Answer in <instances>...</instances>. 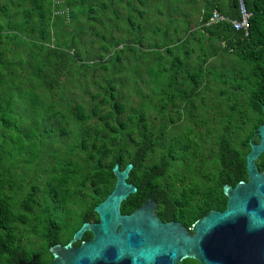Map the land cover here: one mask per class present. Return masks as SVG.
Segmentation results:
<instances>
[{
  "label": "trees",
  "instance_id": "trees-1",
  "mask_svg": "<svg viewBox=\"0 0 264 264\" xmlns=\"http://www.w3.org/2000/svg\"><path fill=\"white\" fill-rule=\"evenodd\" d=\"M244 2L248 35L228 19L241 17L240 0H0V264L23 236L49 251L99 221L116 164L133 163L128 181L138 187L123 213L151 198L162 219L190 228L226 208L224 185L246 177L245 121L257 126L264 115V0ZM215 11L227 19L207 25ZM88 78L97 92L87 104L66 102L67 113L36 92L64 94L76 83L88 94ZM127 82L138 106L124 96ZM18 87L42 116L29 131ZM65 135L73 139L63 147ZM21 157L36 165L32 175Z\"/></svg>",
  "mask_w": 264,
  "mask_h": 264
},
{
  "label": "water",
  "instance_id": "water-1",
  "mask_svg": "<svg viewBox=\"0 0 264 264\" xmlns=\"http://www.w3.org/2000/svg\"><path fill=\"white\" fill-rule=\"evenodd\" d=\"M260 143L247 155L249 180L224 185V210L213 209L190 228L180 221H163L149 198L131 213L122 203L138 187L129 182L133 169L116 164L112 192L96 207L99 221H86L65 245L50 247V264H179L192 258L200 264H264V172L255 163L264 152V123L258 127ZM92 232L79 247L73 244Z\"/></svg>",
  "mask_w": 264,
  "mask_h": 264
},
{
  "label": "rangeland",
  "instance_id": "rangeland-1",
  "mask_svg": "<svg viewBox=\"0 0 264 264\" xmlns=\"http://www.w3.org/2000/svg\"><path fill=\"white\" fill-rule=\"evenodd\" d=\"M9 45L13 48L15 47L14 42L9 43ZM95 45L96 44H94L92 47L95 48ZM10 55H14V53H11ZM28 67H27V69H28ZM27 69L22 70V73L27 74V71H26ZM100 72L101 71H98L96 73V75H95L96 78L100 77ZM105 72H106V74L109 73L107 71H105ZM76 77L77 76L75 75L74 78H76ZM144 78H146V80H147L149 78V75L147 73H144ZM83 80H84V78H83ZM70 85H71V87L75 88V90L73 91L71 88H65L64 94H61L57 88H55L53 90V94H51V93L46 94L45 89L40 88V86H38V88H36V92L39 93L38 95L40 96V102L43 106L49 105L52 101H58V105H56V108L63 109L65 113H67L68 109L70 108V105L66 102L69 101V102H73V104H76L78 102L84 101L87 104L88 102L91 101V92H97V89L93 85H91V79H89V78L87 79V87H88V91H89L88 94L83 91L84 88L82 86H77L76 83H71ZM133 85H135L134 82H131V83L127 82L125 88L123 89L124 96L128 97L129 104L132 107L138 106L141 102L140 96H139V94H137ZM137 85L142 87L143 92H149L151 90L150 86L145 81L138 82ZM83 86H86V85L83 83ZM23 90H24L23 88H21V90H20V88L18 87L17 89H15L14 94H16L15 98L18 101V103L16 105L18 112H20L24 115V116H22V118H20V122H22V120L24 119L23 120L24 123H21V129L23 131H29V129L32 126L37 124V123H34L33 118L36 117L38 122L41 123L42 122V116L35 113L33 108L29 106V104H32V103H37L36 105L38 106V101L37 102L32 101V98H34V96H33L34 94L28 95L26 97L21 96L22 94H19V91L23 92ZM13 91H14V87H13ZM145 99L149 100L148 97H146ZM38 110H40V108ZM60 124H61V127H59V129H61L62 126H66L68 129H72L73 125H74L73 122H70V124H68L67 122H61V121H60ZM63 138H65L64 141L61 143V145H63V147L65 146V143L67 141L73 139V138L68 139L67 135L63 136ZM36 140L37 139L34 138V141H36ZM58 145H60V144H57L55 147H57ZM24 166H25V162L21 157L20 163H19V168L23 169L24 172L28 173L29 175H32L33 174L32 171L37 169L36 165H33V164H32V167H30V168L24 167Z\"/></svg>",
  "mask_w": 264,
  "mask_h": 264
},
{
  "label": "flooded vegetation",
  "instance_id": "flooded-vegetation-1",
  "mask_svg": "<svg viewBox=\"0 0 264 264\" xmlns=\"http://www.w3.org/2000/svg\"><path fill=\"white\" fill-rule=\"evenodd\" d=\"M263 123H264V115L257 126H253L250 122L245 121V172H246V177L245 179H243L245 181L249 180V174L247 171V155L252 149V144L260 143V135L258 134V127ZM255 163L257 165L258 170L260 172H264V152H261L260 155L257 158H255ZM231 185L235 186L236 184L235 185L231 184ZM148 199L149 198H147V200ZM147 200H145L140 206H138L134 210L140 208ZM157 209H158V205L155 209V212L158 215ZM162 220L163 221H178L175 219H171V220L162 219ZM92 222H97V221H92ZM88 234H91V236L89 238H86V235ZM92 236H93L92 232L90 231L85 232L83 235V238L75 242L73 246L79 247L83 241L90 240ZM31 239L34 240V243L29 242V237L27 236L22 237V241L20 245L18 246V250L12 253V255L10 256L9 264H42L45 261H48L46 264H50L53 261L54 257H53V254L50 252L51 246L49 247V251H45L42 245V242L38 237L32 236L30 240ZM57 244L65 245L66 243H57ZM29 248H31V250H29Z\"/></svg>",
  "mask_w": 264,
  "mask_h": 264
},
{
  "label": "built area",
  "instance_id": "built-area-1",
  "mask_svg": "<svg viewBox=\"0 0 264 264\" xmlns=\"http://www.w3.org/2000/svg\"><path fill=\"white\" fill-rule=\"evenodd\" d=\"M240 18H228L231 23L233 24L234 28L236 30L244 31L246 35L249 34L250 31V24H251V18L253 16V12L250 11L244 0H240ZM227 19V16L220 13L219 11H215L213 15L211 16L210 20L207 22V25L217 22V21H224Z\"/></svg>",
  "mask_w": 264,
  "mask_h": 264
}]
</instances>
